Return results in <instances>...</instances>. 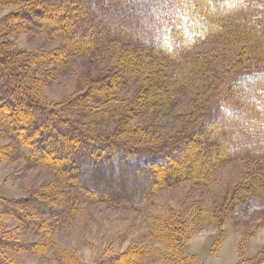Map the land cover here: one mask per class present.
<instances>
[{
  "label": "trees",
  "instance_id": "16d2710c",
  "mask_svg": "<svg viewBox=\"0 0 264 264\" xmlns=\"http://www.w3.org/2000/svg\"><path fill=\"white\" fill-rule=\"evenodd\" d=\"M260 4L258 0H0V9L13 8L0 18V123L12 142L9 151L0 147V162L10 153L29 163L49 159L72 194L71 201L142 211L165 187L186 179L206 183L228 160L264 158V66L229 71L209 85H196L203 82L198 76L190 80L197 60H184V54L213 33L221 36L220 30L228 26L223 14H241L248 5L254 12ZM25 32L62 42L52 59L57 71H69L79 59L92 61L107 49L116 55L111 59L117 71L93 79L85 93L67 104L48 106L41 89L49 79L42 67L50 61L42 52L16 47L14 39ZM249 43L244 41L247 47ZM138 80L150 91L148 97L140 94L135 102H127L116 96L122 86ZM214 82V102L187 136L152 147V130L127 127L130 115L137 112L136 103L169 109L179 92L208 91ZM98 103H103L100 110L91 105ZM114 114L119 116L114 134L90 131L83 121L88 118L98 125ZM22 209L44 219L27 221ZM8 218L35 230L54 231L67 223L70 212L52 209L34 196L0 199V264H9L3 249H28L17 240L4 239ZM160 222L157 229L169 244V262H184L178 259L179 221L170 216ZM122 258L111 257L109 264H125ZM255 264H264V254Z\"/></svg>",
  "mask_w": 264,
  "mask_h": 264
},
{
  "label": "rangeland",
  "instance_id": "374dc122",
  "mask_svg": "<svg viewBox=\"0 0 264 264\" xmlns=\"http://www.w3.org/2000/svg\"><path fill=\"white\" fill-rule=\"evenodd\" d=\"M258 1L261 4L254 12L248 5L241 14H223L227 15L228 29L220 30L221 36L213 33L187 55L182 53L184 60H197L190 72L191 83L198 76L203 82L196 85H209L216 76L222 78L229 71L264 66V0ZM12 9H0V18ZM14 41L24 52H42L49 58V65L42 67L49 79L44 80L41 89L42 100L48 106L67 104L85 93L93 79L117 71L112 66L111 58L116 57L113 49H107L92 61L76 60L69 71L61 72L52 60L62 46L60 40L25 32ZM244 41L251 45L247 47ZM170 70L174 71L172 67ZM215 84L208 91L195 88L179 92L169 109L152 104L140 107L138 102L137 112L130 115L127 127L152 130V147L172 137L187 136L214 102ZM145 86L138 80L122 86L116 96L135 102L140 94L150 95ZM93 95L88 94L90 98ZM91 105L98 106V110L103 107V103ZM83 121L90 131L114 134L119 116L114 114L98 125L88 118ZM0 147L7 151L12 147L1 123ZM10 154L0 162V199L13 201L34 196L52 209H68L70 218L54 231L45 227L35 230L19 219H5L4 239L17 240L28 248L16 252L3 249L9 264H109L114 256L123 257L125 264H172L167 256L169 244L157 229L160 221L170 216L180 223L176 237L178 259L184 262L179 264H255L264 254V158L228 160L213 172L208 182L186 179L165 187L155 193L145 210L138 211L105 202L71 201L73 196L51 164L53 161L45 158L43 163H29L18 154ZM187 154L188 151L184 155ZM20 213L28 214L27 221L44 219L28 209Z\"/></svg>",
  "mask_w": 264,
  "mask_h": 264
}]
</instances>
